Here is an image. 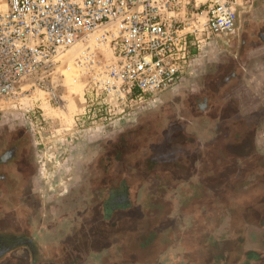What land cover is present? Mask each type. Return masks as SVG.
<instances>
[{
  "label": "rangeland",
  "instance_id": "obj_1",
  "mask_svg": "<svg viewBox=\"0 0 264 264\" xmlns=\"http://www.w3.org/2000/svg\"><path fill=\"white\" fill-rule=\"evenodd\" d=\"M247 7L189 77L131 111L110 115L101 89L93 106L73 61L49 89L0 102V129H23L25 155L17 191L0 180V235L39 246L36 259L0 250V264H264V80L219 83L206 114L192 100L226 73L241 29L261 31L264 0ZM179 121L185 134L168 146L160 134ZM153 143L165 146L149 163Z\"/></svg>",
  "mask_w": 264,
  "mask_h": 264
},
{
  "label": "built area",
  "instance_id": "obj_2",
  "mask_svg": "<svg viewBox=\"0 0 264 264\" xmlns=\"http://www.w3.org/2000/svg\"><path fill=\"white\" fill-rule=\"evenodd\" d=\"M251 1L5 0L0 102L49 89L73 61L90 74L93 106L101 89L110 115L131 111L189 77L207 48L237 30Z\"/></svg>",
  "mask_w": 264,
  "mask_h": 264
},
{
  "label": "flooded vegetation",
  "instance_id": "obj_3",
  "mask_svg": "<svg viewBox=\"0 0 264 264\" xmlns=\"http://www.w3.org/2000/svg\"><path fill=\"white\" fill-rule=\"evenodd\" d=\"M261 28V31L264 32V25ZM250 34H254L253 31H250L249 33L246 27L241 29L240 37L243 42L244 38ZM257 37L261 39L264 38V35L259 32L256 38ZM226 50L229 53L230 50H232V46ZM214 80H216V78H214L210 83L215 82ZM4 126L5 130L0 129V180L10 187H14L15 191H17V186L22 181L21 179L23 175L22 165L24 164L25 157L23 143L24 133L20 126H17L13 132L8 131L10 129H8V123H6ZM0 127H2V125ZM33 238L34 237L25 233L0 236V250L2 251L12 246H22L29 249L31 253L39 252V249L36 246Z\"/></svg>",
  "mask_w": 264,
  "mask_h": 264
},
{
  "label": "crops",
  "instance_id": "obj_4",
  "mask_svg": "<svg viewBox=\"0 0 264 264\" xmlns=\"http://www.w3.org/2000/svg\"><path fill=\"white\" fill-rule=\"evenodd\" d=\"M253 2V0L251 1ZM248 10V7H244L243 11ZM243 12L241 11L240 15ZM239 15V16H240ZM264 23L260 26H263ZM262 29V28H261ZM260 29V30H261ZM238 29L236 30L237 33ZM263 35L264 32L260 31ZM241 33V32H240ZM256 34H250L249 36L244 38L243 40H239L237 43L234 42L232 45V50L225 55V70L226 73L222 75V77H215L217 79V83H226L225 86L234 83L236 80L238 81V87H241L243 90L246 89L244 85V81L247 79L250 71L264 80V38H259ZM230 78V79H228ZM221 80V81H220ZM29 236H32L28 234ZM0 236H4L1 234ZM33 237V236H32ZM37 247V238H33ZM21 249H25L29 253L31 258L36 259V255L39 252L31 253L29 249L19 246ZM35 260H33V263Z\"/></svg>",
  "mask_w": 264,
  "mask_h": 264
},
{
  "label": "trees",
  "instance_id": "obj_5",
  "mask_svg": "<svg viewBox=\"0 0 264 264\" xmlns=\"http://www.w3.org/2000/svg\"><path fill=\"white\" fill-rule=\"evenodd\" d=\"M219 85V83H212V84H208L207 86H206V88H207V90H205V91H203V92H196L194 95H193V101H194V103H195V111H201V113H204V114H206V112L208 111V109H209V105H210V102L212 103L213 101L211 100V97L213 96V93H214V91H216V89H217V86ZM146 126L147 125H149V122H146V124H145ZM144 125V126H145ZM146 126L144 127V128H146ZM140 129V128H139ZM131 130H133V129H131ZM138 134V133H137ZM164 134V135H163ZM183 134H185L184 133V122L183 121H179V122H177V123H172L168 128H166V130L162 133V134H160V135H163L162 136V138L163 137H168V138H166L165 139V144H167L168 146L169 145H171V143H172V140H174V138L175 137H180V136H183ZM155 136H156V134H155ZM162 138L160 139L161 141H162ZM157 144V143H156ZM155 143H153L152 145H150V146H146V148L145 149H147V150H149L150 151V153H149V155H147L148 156V162L149 163H151L152 161H154V158H155V152H156V150L158 151V149H160V148H164V146L161 144V145H156ZM186 144V143H185ZM150 149H152V150H155V152H153L152 150H150ZM189 154H190V152H184V154H182V155H184L183 156V158H185V159H187V157L189 156ZM177 157H178V155H177ZM149 159H152V161L150 162V160ZM184 159V160H185ZM181 160H183V159H181ZM149 163H147V164H149ZM149 168V167H148ZM150 169V168H149ZM119 186H121L122 188H124L125 190H128L127 189V184H125L124 183V181H122L121 183H120V185ZM129 191V190H128ZM125 193H126V191H125ZM127 194V193H126ZM127 199L128 198H126V199H120L119 200V202L120 203H128L127 202Z\"/></svg>",
  "mask_w": 264,
  "mask_h": 264
}]
</instances>
